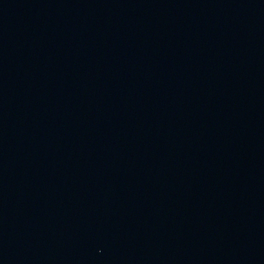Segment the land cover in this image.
<instances>
[{
    "label": "water",
    "instance_id": "water-1",
    "mask_svg": "<svg viewBox=\"0 0 264 264\" xmlns=\"http://www.w3.org/2000/svg\"><path fill=\"white\" fill-rule=\"evenodd\" d=\"M0 264H264V0H0Z\"/></svg>",
    "mask_w": 264,
    "mask_h": 264
}]
</instances>
